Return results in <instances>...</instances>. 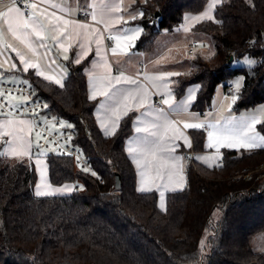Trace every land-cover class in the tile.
<instances>
[{
    "label": "trees",
    "instance_id": "obj_1",
    "mask_svg": "<svg viewBox=\"0 0 264 264\" xmlns=\"http://www.w3.org/2000/svg\"><path fill=\"white\" fill-rule=\"evenodd\" d=\"M207 2H136L133 9L142 15L133 22L142 34L134 50H150L161 31L178 26L185 13H200ZM194 30L210 39L214 54L196 56L193 71L177 78L176 96L198 84L192 109L204 111L218 85L240 76L243 86L234 109L264 103V0H222L213 19ZM246 55L256 61L253 66L231 67L232 60ZM87 60L68 63L62 86L25 74L48 112L75 129V143L90 157L93 173L70 157L45 155L49 183L72 189L37 196L33 163L0 156V264H264V253L251 245L254 236L264 233V179L258 178L264 148L223 150L222 165L213 167L188 158L185 187L168 193L161 210L156 192L136 189L125 151L132 133L130 115L112 136H103L98 128L96 101L87 96ZM256 129L264 135V117ZM191 137L193 151L203 152L204 132L192 131ZM217 209L220 217L213 221ZM206 232L209 251L203 256L200 243Z\"/></svg>",
    "mask_w": 264,
    "mask_h": 264
},
{
    "label": "crops",
    "instance_id": "obj_2",
    "mask_svg": "<svg viewBox=\"0 0 264 264\" xmlns=\"http://www.w3.org/2000/svg\"><path fill=\"white\" fill-rule=\"evenodd\" d=\"M9 2L10 0H0V11H7V8L3 5ZM136 2L143 3L140 0H134V2L127 0H33L36 8H31V13H35V17L43 21L47 29L51 30L54 26L59 27L64 31V35L60 36L59 32L48 31L43 33L45 35L44 40H39L36 36L30 35L29 40L32 41L33 45L30 48L21 39H18L17 35L9 32L8 25L0 20V80L19 83L15 81L23 79L27 82L25 74L32 72L45 82L61 86L68 76V63L79 64L88 59L84 67L87 96L90 100L96 101L94 117L98 128L103 136H112L117 131L120 122L130 115L132 133L125 141V151L135 170L136 189L139 191V188H145L146 191H139L141 193L156 192L158 206L163 210L166 195L185 187V169L190 154L193 156L192 160L199 164L213 167L219 162L220 153L223 150L264 148L260 146L247 148L237 145L236 147H221L217 152L215 147L209 148L207 146L208 132L212 131L208 125L220 127L233 117L235 123L240 121L242 117L255 116L259 122L254 125V130L259 133L256 127L262 121L264 111L257 109V105L248 109H234V102L243 86V78L235 81L234 84L229 81L232 86V91L229 93L226 92L224 85L220 88L216 87L210 108L204 111L192 109L200 89L198 84L188 85L180 96L175 94L174 86L177 78L193 71L196 56L203 54L206 50L205 48L199 49L196 47L194 55H188L187 48L193 41L206 43L205 40L197 38V35L188 36V34L195 31L194 27L200 22L209 20L207 18L201 20L193 18L202 16L204 12L208 11V5L212 3V0H208L200 13H185L182 22L171 31H161L148 51L134 50V45L142 34V27L133 22L140 18L133 14V12L138 11V9H133ZM221 2L222 0L216 6ZM113 4H119L118 11L110 10L108 6ZM16 6L18 5L16 4ZM215 7L211 9L212 17ZM81 12L88 13L89 17L80 19L79 14ZM93 12L96 14L97 20L103 22L93 21L90 15ZM57 17L60 19L58 20ZM117 17H122V19L117 20ZM65 20L69 21L67 30H64V25L61 23ZM73 23L87 24L89 26L86 30L87 35H76V31L73 30ZM137 28L141 31L134 35L133 30ZM95 29L99 31L94 32ZM77 31L85 32L84 29ZM126 32L127 38H125ZM69 33H71V36H69ZM105 33H112L116 39L108 43L104 37ZM54 36H59V41L54 39ZM97 36L101 38L99 44L97 43ZM60 44L63 46H60ZM81 45H83V50ZM157 46L159 48L155 51ZM113 47L117 48V54L112 53L111 48ZM17 53L24 55L25 59L35 67L29 68L25 72ZM164 56H167L166 63L163 66L156 64L159 60H165L163 59ZM189 56L192 58H189ZM77 57L80 59L79 63L76 62ZM52 61H55V63H52ZM13 64H15V68L12 67ZM38 70L43 75H36ZM167 73H177L178 75L167 77L171 82L167 88H164L162 87L164 80L156 79V77H164ZM118 75L136 80L139 87L124 82L115 83L114 80L112 84H109V79ZM44 76H49L52 79L46 80ZM57 79L61 81V84L55 83ZM237 83L240 85L238 89L236 87ZM93 91L96 92L95 99L91 98ZM104 91L108 92L107 96L101 95V92ZM130 91L133 95L126 99L125 97L128 96ZM168 93H171L172 108L162 103V100L168 97ZM190 93L194 94L195 98L188 103L185 109H181L180 105L188 100ZM113 94L116 96L115 99H113ZM233 96L236 97L234 100ZM141 99L144 100L142 107L139 105ZM156 99L160 100L161 106H153ZM161 109L163 110L162 114L159 113ZM157 115L160 116L159 120ZM117 116H119L118 120L116 119ZM165 116L167 120L173 122V126L168 128L151 127L153 124L163 125ZM22 120L30 123L21 124L20 121ZM137 121H142L143 124L137 125ZM185 122H199L204 127L199 129L184 128ZM136 126L149 127V131H158L165 136V139L171 140V143L176 146L175 151L170 153L174 159L165 160L163 167H161V154L153 157L151 153V142L156 140L157 137L149 136L147 133L137 134L135 132ZM5 131L9 132L10 135H2ZM192 131L204 132L203 152L195 153L193 151ZM108 133L112 134L109 135ZM13 134L23 135L29 141L28 154L21 157L12 155H5L4 157L29 160L35 166L37 173H39V169L42 173L44 171L46 179L43 178L40 185V190L44 193L55 192L62 188L67 190L65 193L70 192L72 189L70 186L54 187L49 183L46 158L45 156L40 157L39 154L37 156V153L34 152L36 136L32 130L31 120L21 117L0 116V152L10 151L12 145L8 141L13 140ZM185 138L190 142L191 147L187 146ZM14 143L15 141H13ZM130 149H137V151L130 152ZM137 159L140 160V166L136 163ZM38 160L39 164H37ZM37 182L35 193L37 192ZM161 192H163V196H161ZM161 205H163V209ZM251 245L255 251L264 253V233L254 236Z\"/></svg>",
    "mask_w": 264,
    "mask_h": 264
},
{
    "label": "snow or ice",
    "instance_id": "obj_3",
    "mask_svg": "<svg viewBox=\"0 0 264 264\" xmlns=\"http://www.w3.org/2000/svg\"><path fill=\"white\" fill-rule=\"evenodd\" d=\"M220 2V0H212V3L208 5V11L204 12L202 16H197L194 17L193 19L195 20H201V19H213L212 15H211V9L214 8L216 6V4H218ZM17 4V0H10V2L8 4L3 5L4 7L7 8V11H0V20H3L4 23H6L8 25V31L12 32L13 35H17L18 39H21L22 42L26 43L28 47H33L32 45V41L29 40V36L30 35H34L37 37V39L39 40H44L45 39V35H43V33L51 31L53 33L59 32V35L62 36L64 35V31H62L59 27L54 26L51 30L47 29L45 24L43 23V21L38 20L35 17V13H31L28 16H25L24 11L16 6ZM26 7L28 8H32L35 9L36 5L35 4H27ZM110 7L111 11H118L119 10V4H113ZM91 15V19L97 23H101L103 21L97 20V16L96 14L90 13ZM140 15H142V13H140ZM135 18V17H133ZM57 19L59 20L60 18L57 17ZM118 19H122V17H117ZM61 23H63L64 25V30H67L68 25H69V21H61ZM73 30L76 31V35L81 36V35H87V29H88V25L87 24H78V23H73ZM30 29V31H28ZM79 29H84L85 32L81 33L77 30ZM98 29H95L94 32H98ZM141 31V29L137 28L135 30H133V34H138ZM69 36H71V33H69ZM110 38L112 39H116V37L111 36L110 34ZM125 38H127V32L125 33ZM54 39H56L57 41H59V36H54ZM100 37L97 36V43L99 44L100 41ZM60 46H63L62 44H60ZM41 47H43V45H41ZM81 48L83 50V45H81ZM111 51L113 54H117V48L113 47L111 48ZM123 51V50H121ZM83 54V51H82ZM17 55L19 56L20 62L23 65V70L25 72L28 71L29 68H33L35 67V65L31 64L28 60L25 59L24 55L17 53ZM67 58V57H65ZM76 62L79 63L80 59L79 57H77ZM52 63H55V61H52ZM249 64H252L253 61L249 60L248 61ZM13 68H15V64L12 65ZM36 75H43L42 72H40L39 70L36 72ZM173 75H178L177 73H167L166 76L161 77V76H157L156 79H163L164 83L162 85V87L167 88L168 84L171 82L167 79V77L173 76ZM44 79L46 80H50L52 79L49 76H44ZM115 81V83H120V82H124L127 84H134L137 85V87H139V85L137 84V81L128 77H123L122 75H118L115 76L113 78L109 79V84H112V81ZM25 84H27V82H24ZM55 83L57 84H61V81L59 79L55 80ZM62 86V84H61ZM114 86V85H113ZM239 83L236 84L237 89L239 88ZM11 93H4V92H0V96L6 97L7 95H10ZM101 95H108L107 91L101 92ZM133 94L130 91L128 93V96L125 97L126 99L128 97H131ZM96 97V92L93 91L91 98L95 99ZM116 96L115 94H113V99H115ZM194 94H189L188 100L184 101L182 105H180L181 109H185L188 105V103L194 99ZM236 97L233 96V100ZM162 103L166 104L169 106V108L173 107L172 101H171V93H168V97L162 100ZM139 105L142 107L144 105V100L141 99L139 101ZM4 105H0V107H3ZM8 107H14L13 105H8ZM22 111V109H21ZM125 111H127V109H125ZM264 111V110H262ZM159 113L162 114L163 110H159ZM160 116L157 115V119L159 120ZM116 119H119V116L116 117ZM235 118H231L227 123H225L223 126L217 127L216 125H208L209 128L212 129V131L208 132V147L212 148L215 147L216 151L218 152L219 149L221 147H236L237 145L239 147H247V148H252V147H256V146H260V147H264V136H261L259 133L255 132L254 130V125L256 123L259 122L258 118L253 116V117H242L240 121L235 122ZM9 123H11V121H9ZM21 124H29V121H20ZM143 122L142 121H137V125H142ZM70 126V125H69ZM173 126V122L167 120V117H164V123L163 125L160 124H153L151 125V127L153 128H160V127H164V128H168ZM184 128H196L199 129L201 127H204L203 124L199 123V122H185L184 123ZM135 132L137 134L140 133H147L149 136H153V137H157L156 140L152 141V148H151V153L153 157H156L158 154L160 155V166L163 167L164 165V161L165 160H171L174 159L170 153H172L173 151H175V145L171 143V140L169 139H165V136L162 135L160 132L158 131H149V127H144V126H136L135 127ZM109 135H111L112 133H108ZM2 135L4 136H8L10 135L9 132H3ZM39 136V134H37ZM13 141H15V143L13 144ZM185 142L187 144L188 147H191L190 142L187 141V138H185ZM8 143L10 145H12L10 151L6 150L5 152H0V156H5V155H12L15 157H21L23 155H27L28 154V147H29V141L23 136V135H14L13 134V140L8 141ZM137 149H130V152H136ZM139 154V153H138ZM200 159V158H198ZM39 160L37 161V164H39ZM136 163L138 166H140V160L137 159ZM41 179L43 180V173H41ZM37 192L36 195L40 196V195H44L46 193H44L43 191H41V186L38 184L37 186ZM64 189H59L57 191H63ZM141 192L146 191L145 188L141 187L138 189ZM161 196H163V192H161ZM162 209H163V205H161Z\"/></svg>",
    "mask_w": 264,
    "mask_h": 264
},
{
    "label": "built area",
    "instance_id": "obj_4",
    "mask_svg": "<svg viewBox=\"0 0 264 264\" xmlns=\"http://www.w3.org/2000/svg\"><path fill=\"white\" fill-rule=\"evenodd\" d=\"M27 4H33V0H17V5L24 11L25 16L31 14V8L26 7ZM88 17V13L81 12L79 14L80 19ZM110 34L114 37L112 33L104 34L108 43L114 40L110 38ZM196 47L203 48L205 43L193 41L187 48L188 55H194ZM224 87L226 92L232 91V86L229 83H226ZM0 92L11 93L6 97L0 96V105H4L0 107V116L21 117L31 120L33 133L39 134L34 147L35 153L70 157L80 169L93 173L90 157L75 143V129L65 124L61 117L50 114L47 102L42 98L35 97V91L29 83H10L0 80ZM8 105L14 107L10 108ZM153 106H161L160 100L156 99ZM192 157V154L188 156L190 160ZM218 163L222 165L221 157ZM77 188L75 187V189Z\"/></svg>",
    "mask_w": 264,
    "mask_h": 264
},
{
    "label": "rangeland",
    "instance_id": "obj_5",
    "mask_svg": "<svg viewBox=\"0 0 264 264\" xmlns=\"http://www.w3.org/2000/svg\"><path fill=\"white\" fill-rule=\"evenodd\" d=\"M127 1H131V2H134V0H127ZM141 2H143L144 0H140ZM246 1H250V0H246ZM140 11L138 10V11H136V12H133V14L134 15H137V16H139V17H141V15H140ZM192 35H194V36H196L197 38H199V39H201V40H205V47H203V49L205 48L206 50L204 51V53L203 54H201V56L203 57V58H205V59H207V58H209L210 56H212L213 54H214V48H213V45H212V43H211V41H210V39L206 36V35H204V34H202V33H200V32H196V31H192L190 34H188V36H192ZM164 37V36H163ZM207 46V47H206ZM158 46L155 48V51L156 50H158ZM200 49V48H199ZM153 50H154V48H153ZM166 57L167 56H164L163 57V59H165V60H159L156 64H159V65H161V66H163V64L164 63H166ZM189 58H192L191 56H189ZM249 60H251V61H253V63L252 64H249L248 63V61ZM255 60L253 59V58H251L250 56H248V55H246V56H243V57H241V58H235L234 60H232L231 61V67H233V68H236V67H250V66H253L254 64H255ZM237 80H242V77H240V76H236V77H233L231 80H230V82L232 83V84H234V82L235 81H237ZM15 82H25L23 79H19V80H16ZM222 86V84H220V85H218L217 86V88H220ZM257 109H260V110H264V103H261V104H259V105H257ZM36 137H37V135H35ZM36 137H35V139H36ZM37 156H38V154H37ZM39 156L40 157H43V156H45V154H43V153H40L39 154ZM263 171V173L261 174V175H259L258 176V178H261V179H264V168L262 169ZM41 173H42V171H41V169H39V173H37V175H38V184L39 185H41V183H42V179H41ZM43 178H45V173H44V171H43ZM46 179V178H45ZM62 189H65V188H62ZM67 190H63V191H55V192H47L46 194H44V195H55V194H63V193H65ZM219 217H220V212H219V210L217 209V210H215L214 212H213V221H217L218 219H219ZM207 238H208V233L206 232L204 235H203V237H202V239H201V243H200V249H201V254L204 256V255H206L207 253H208V251H209V248H208V243H207Z\"/></svg>",
    "mask_w": 264,
    "mask_h": 264
},
{
    "label": "water",
    "instance_id": "obj_6",
    "mask_svg": "<svg viewBox=\"0 0 264 264\" xmlns=\"http://www.w3.org/2000/svg\"><path fill=\"white\" fill-rule=\"evenodd\" d=\"M155 16L157 17L158 16V13H155ZM231 60H232V57H230V60L229 61H231ZM119 186H120V178H119V175L116 174L115 175V187L118 189Z\"/></svg>",
    "mask_w": 264,
    "mask_h": 264
}]
</instances>
